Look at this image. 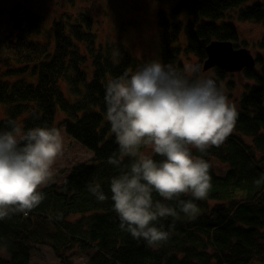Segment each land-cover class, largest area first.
<instances>
[{"label": "trees", "instance_id": "1", "mask_svg": "<svg viewBox=\"0 0 264 264\" xmlns=\"http://www.w3.org/2000/svg\"><path fill=\"white\" fill-rule=\"evenodd\" d=\"M245 1L202 0L201 5L182 2L180 8L190 14L202 13L217 21L184 32L189 51L200 62L205 52L197 37L235 41V31L222 19L223 8ZM254 3L251 8H243L241 17L264 23V7ZM69 4L73 6L74 0ZM177 15V9L172 8L167 18L171 21ZM90 16L87 5L74 15L62 13L48 25L42 16L23 7H17L8 22L0 16V54L9 59H0V108L4 114L0 131L8 130L9 119L16 120L24 130L63 127L68 137L94 154L90 161L79 160L70 166L61 183L53 180L43 188L45 199L27 215L18 213L0 220V264H29L34 245L49 246L61 264L70 263L66 257L76 247L87 256L86 264H248L263 258L264 182L258 185L255 181L264 176V54L261 59L257 57L261 73L242 71L252 83L244 85L245 92L235 104L239 115L234 131L220 147L205 153L193 149L194 155L210 164L211 159L218 158L225 169L220 175L211 164L209 195L193 201L199 209L196 218L180 213L178 219L158 221L171 236L153 248L122 231L113 210L111 178L129 166L131 158L125 157L121 168L107 162L118 153V145L106 119L104 101L109 80L124 72L133 73L148 61L138 64L142 58L132 55L130 47L99 44ZM156 17L160 32L158 60L183 70L178 52L170 48L178 36L174 38L163 15ZM258 45L264 50V36ZM216 73L218 85L227 74ZM59 114H63L60 119ZM94 183L101 185L107 197L102 202L88 191L87 186ZM153 198L177 206L176 201H164L156 192Z\"/></svg>", "mask_w": 264, "mask_h": 264}, {"label": "clouds", "instance_id": "2", "mask_svg": "<svg viewBox=\"0 0 264 264\" xmlns=\"http://www.w3.org/2000/svg\"><path fill=\"white\" fill-rule=\"evenodd\" d=\"M104 101L118 145V153L107 162L121 168L124 158H131L110 181L119 227L158 248L171 236L158 221L178 219L180 213L194 219L199 209L193 201L207 199L211 164L193 149L205 153L220 147L234 131L237 107L214 78L200 74L198 64L178 70L158 59L109 80ZM7 123L8 130L0 131V220L27 215L41 204L42 189L53 182L54 164L64 146L55 126L24 130L14 119ZM142 146L150 153L142 154ZM262 182L264 176L255 181ZM87 187L98 201L107 198L99 183ZM153 192L177 206L154 200Z\"/></svg>", "mask_w": 264, "mask_h": 264}, {"label": "rangeland", "instance_id": "3", "mask_svg": "<svg viewBox=\"0 0 264 264\" xmlns=\"http://www.w3.org/2000/svg\"><path fill=\"white\" fill-rule=\"evenodd\" d=\"M123 1L130 7L128 0H74L73 6L69 4V0H0V10H2L5 20H8L14 15V10L17 7H23L42 16L44 24L48 25L51 24L53 19L59 18L62 13L69 11L74 15L87 5L91 9V14L98 16L95 31L98 35L99 44L110 45L112 48L121 45L128 49L130 47L132 55L142 58L138 62L141 65L147 61L150 62L153 59H157V37L158 33H160L156 26V13L159 11L158 4L161 3L163 10L168 11L177 0H142L144 3L143 7L141 9L136 8V10L133 7L126 9L123 6ZM148 10L151 13L150 16L146 15ZM182 20L185 23L187 18L183 17ZM235 24L240 31L242 40L248 43L245 47L253 54L254 50H256L255 44L261 36L262 27L252 22H238V18L235 20ZM233 43L238 47H242L240 46V41H234ZM4 58L7 57L0 54L1 61ZM10 58L13 60L14 55L11 54ZM181 60L185 65L196 64L197 62L193 55L183 56ZM200 74L214 77L212 72H200ZM230 80H233V78L226 76L218 86L226 93L230 102L234 103L240 98L243 90L241 83L244 85L245 81L243 79L238 81L236 78V84L230 85ZM63 91L67 93L66 88H63ZM3 115V110L0 108V118ZM62 115L59 114L58 118L63 117ZM59 130L63 136V155L58 157L54 164L55 176L53 180L61 183L70 166L78 163L79 160L90 161L92 154L90 150L68 137L63 127H60ZM140 150L142 154L150 153V149L147 147L142 146ZM216 159H211V164L214 170L220 173L225 169V164H220ZM74 218L72 217L71 219ZM34 246L30 251L29 264H61L49 246ZM68 253L70 256L66 257V260L68 259L69 264H86L87 256L79 252V247ZM248 264H264V257L252 259Z\"/></svg>", "mask_w": 264, "mask_h": 264}, {"label": "bare ground", "instance_id": "4", "mask_svg": "<svg viewBox=\"0 0 264 264\" xmlns=\"http://www.w3.org/2000/svg\"><path fill=\"white\" fill-rule=\"evenodd\" d=\"M129 1V6H127V4L125 3V1H123V6H125L126 9L128 8H134V10L137 9H141L143 7V2L142 0H128ZM202 0H177L176 3L171 7V8H176L177 11H178V15H177V19L174 20V21H170L168 18H167V11H164L163 10V5L161 3L158 4V8H159V11L156 13V16L158 14L160 15H163L164 16V20H165V24L168 25V27L170 28V31L173 32V34H175V39L177 38L176 36H178V41L176 42H171V50L175 49L179 56V61L182 63L183 66H185V63H183V61L181 60V58L183 56H188V55H193L197 62L196 64L199 65L200 67V72H203V73H207V72H212L213 73V76L212 78H214L215 80L217 79V73L216 71L218 72H223L224 74L226 73L228 77L230 78H233V80H230V85H235L236 84V78L238 81L240 80H244L245 81V84H251L252 83V80H249V79H246L242 76V71L246 70V69H253V71L258 75V72L257 70L259 71V73H261L260 71L261 70V67L259 66V64H257V57H259L260 59L263 57L262 55L264 54V50L263 49H260L259 47V43L262 39V37L264 36V23L262 22H259V21H256L257 19L253 20L254 18H242L241 17V11L243 10V8L247 7V8H251L255 5L254 1L255 2H259L263 5L264 7V0H246L245 2L243 3H239V4H236V5H233L231 7H227L225 6L223 8V16H222V19L225 20V24L226 25H229L230 27L233 28V30L235 31V41H240L242 47H239V48H233L232 50H239V49H244L245 51L248 52L249 54V57L250 59L252 60V65H246V66H242L240 69H237L235 71H226L222 68L219 67V65L215 64L213 66H210V67H207L205 68V62L208 60V52H207V48L214 42H220V43H233L234 41L233 40H230V39H214V38H207V39H202L200 37H197V42L203 46V50L205 52V58L202 62L199 61V59L197 58V56L189 51V42L186 41L185 39V36H184V32L187 31L188 28H191L195 31V29L201 24H213V23H217V21H215L214 19L211 20L210 18L208 19L206 16H204L202 13H197V14H190L189 12L185 11L183 8H180V6L182 5V2L184 3H194L195 5H201L199 4ZM170 8V9H171ZM146 15H151V13L147 12ZM91 20L94 24H97L98 23V16L94 15V14H91ZM183 17H186L187 20L185 23H183ZM238 18V22H252V23H256L258 25H260L262 27V33H261V36L259 38V40L256 42L255 44V47H256V50H254V53L252 54L251 51L246 48L245 46L248 45L247 42H245L244 40H242L241 38V35H240V31L238 30L237 28V25L235 24V20ZM221 21V20H219ZM163 24V23H162ZM165 24H163L166 28H168ZM156 26H157V29L159 30V23H156ZM167 33V31H166ZM159 33H158V37H157V44H158V49H157V59H158V56H159V53H160V41H159ZM206 38V37H204ZM244 46V47H243ZM201 47V46H200ZM263 66V69H264V64H262ZM225 76V77H226ZM225 79V78H224ZM223 79V80H224ZM222 80V81H223ZM249 81H251L249 83ZM221 81L218 82V84L220 83ZM244 84V85H245ZM244 85L241 83V86H243V90L240 94V97L241 95L245 92L244 91ZM247 91V90H246ZM248 92V91H247ZM247 92L245 94H247ZM240 100V98L238 99ZM236 100L234 102V104L237 103ZM248 101V100H246ZM262 108L264 109V104L262 105ZM248 140V139H247ZM249 141V140H248ZM91 154L92 156L94 155L91 151ZM217 162H220V160L217 158L216 159ZM220 175H221V172H220Z\"/></svg>", "mask_w": 264, "mask_h": 264}, {"label": "water", "instance_id": "5", "mask_svg": "<svg viewBox=\"0 0 264 264\" xmlns=\"http://www.w3.org/2000/svg\"><path fill=\"white\" fill-rule=\"evenodd\" d=\"M232 49L231 43H212L207 48L208 60L205 62V68L217 64L226 71H235L242 66L252 65V60L247 51Z\"/></svg>", "mask_w": 264, "mask_h": 264}]
</instances>
